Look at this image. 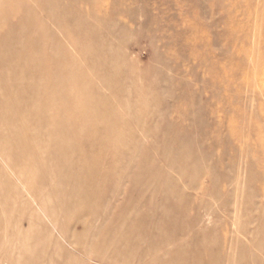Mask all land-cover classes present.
Instances as JSON below:
<instances>
[{
    "label": "rangeland",
    "instance_id": "obj_1",
    "mask_svg": "<svg viewBox=\"0 0 264 264\" xmlns=\"http://www.w3.org/2000/svg\"><path fill=\"white\" fill-rule=\"evenodd\" d=\"M0 264H264V0H0Z\"/></svg>",
    "mask_w": 264,
    "mask_h": 264
}]
</instances>
